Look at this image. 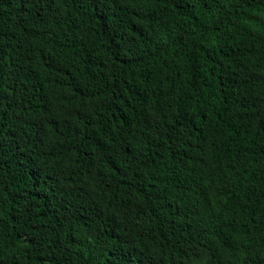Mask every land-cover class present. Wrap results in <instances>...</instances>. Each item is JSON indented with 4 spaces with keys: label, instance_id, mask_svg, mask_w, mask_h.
I'll return each instance as SVG.
<instances>
[{
    "label": "trees",
    "instance_id": "trees-1",
    "mask_svg": "<svg viewBox=\"0 0 264 264\" xmlns=\"http://www.w3.org/2000/svg\"><path fill=\"white\" fill-rule=\"evenodd\" d=\"M0 264H264V0H0Z\"/></svg>",
    "mask_w": 264,
    "mask_h": 264
}]
</instances>
